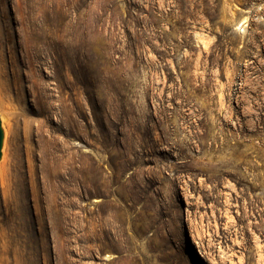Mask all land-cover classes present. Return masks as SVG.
I'll use <instances>...</instances> for the list:
<instances>
[{
  "label": "rangeland",
  "instance_id": "rangeland-1",
  "mask_svg": "<svg viewBox=\"0 0 264 264\" xmlns=\"http://www.w3.org/2000/svg\"><path fill=\"white\" fill-rule=\"evenodd\" d=\"M0 116V264H264V0H0Z\"/></svg>",
  "mask_w": 264,
  "mask_h": 264
},
{
  "label": "trees",
  "instance_id": "trees-1",
  "mask_svg": "<svg viewBox=\"0 0 264 264\" xmlns=\"http://www.w3.org/2000/svg\"><path fill=\"white\" fill-rule=\"evenodd\" d=\"M171 8L172 7H169V9H171ZM205 16H207V14H205ZM108 19L111 21V28H113L112 31H111L112 34H113V38H114L113 47H114V44H116L118 46L120 44L119 38L121 37L120 31H119V27L121 26V24H119L118 20L115 21V20H113L111 18H108ZM120 23H122V25H124V22L120 21ZM100 30H101V32L102 31L104 32V30H105L104 26H100L99 31ZM107 30H108V28H107ZM123 31H124L125 35H128V37H130V41L134 45L133 47H138V45H140V43L137 40H134L132 38V34L126 28L123 27ZM140 32H142V34H143V29L139 26L138 30H135V33H134L137 38L139 37ZM116 45H115L114 48L112 47L113 53H117L116 52L117 51ZM116 55H118V54H116ZM85 61H86V64H81L80 65V70H81V72H80V76H81L80 81H81V85L85 89H89L88 90L89 92L86 91L85 95H86L88 103L90 105L91 115H92V117L95 120V117H94V114H93V110H95V107L93 106L94 105L93 103H94V91H95L94 88L95 87H94V85H93V83L91 81L92 72H91V70L89 68L90 66L87 65L89 61L86 58H85Z\"/></svg>",
  "mask_w": 264,
  "mask_h": 264
},
{
  "label": "water",
  "instance_id": "water-1",
  "mask_svg": "<svg viewBox=\"0 0 264 264\" xmlns=\"http://www.w3.org/2000/svg\"><path fill=\"white\" fill-rule=\"evenodd\" d=\"M5 139H6V129L4 127L3 118L2 116H0V161L3 158Z\"/></svg>",
  "mask_w": 264,
  "mask_h": 264
}]
</instances>
